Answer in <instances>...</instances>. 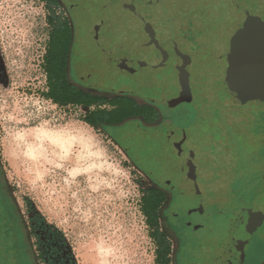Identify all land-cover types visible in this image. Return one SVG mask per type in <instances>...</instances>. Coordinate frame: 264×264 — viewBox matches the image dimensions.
I'll return each mask as SVG.
<instances>
[{"label": "rangeland", "instance_id": "rangeland-1", "mask_svg": "<svg viewBox=\"0 0 264 264\" xmlns=\"http://www.w3.org/2000/svg\"><path fill=\"white\" fill-rule=\"evenodd\" d=\"M66 1L81 24L79 75L104 94L161 103L167 118L159 126L128 121L95 130L82 121L88 108L55 104L46 96V4L0 0L1 177L28 227L29 257L38 255L30 220L40 215L56 230L48 245L58 249L55 264H156L142 197L164 187L177 193L172 209L166 202L159 213L170 264H178L181 242L185 264H236L245 248L247 262L256 264L250 237H261L263 216L246 188L253 185L247 172L260 177L261 167L246 156L256 154L253 132L264 138V107L261 96L243 100L228 83L229 36L249 19L256 31L264 28V0ZM55 9L66 18L63 4ZM250 55L259 69L262 35ZM186 93L191 101L179 103ZM45 126L68 134L70 149L63 159L49 152L36 163L21 136ZM241 130L248 136L237 137ZM81 131L89 140L79 139ZM155 147L159 168L152 165ZM2 240L0 264H29L20 244Z\"/></svg>", "mask_w": 264, "mask_h": 264}, {"label": "trees", "instance_id": "trees-1", "mask_svg": "<svg viewBox=\"0 0 264 264\" xmlns=\"http://www.w3.org/2000/svg\"><path fill=\"white\" fill-rule=\"evenodd\" d=\"M46 4L48 10V23L51 27L50 40L44 60V67L47 75L48 92L47 98L61 107L75 106L80 109L88 108L82 121L95 130L106 129L107 127L120 126L128 121H137L143 127L159 126L163 123L162 119L167 116L161 111L163 104L154 102L148 97L142 96L143 103L133 98L129 93H114L100 96L95 91H84L78 88L73 81L71 73L72 55L77 46V38L79 36V25L76 20L69 21L58 15L55 6L63 4L65 9L68 7L66 0H40ZM69 10V11H68ZM67 11L70 13V9ZM72 20V19H71ZM193 103V102H192ZM191 103V104H192ZM161 105V106H160ZM194 111L191 110V113ZM194 117L191 118L190 124L193 125ZM159 147L154 148V162L152 165L162 167L163 162L160 158ZM247 158H251L253 163L258 166L260 160L258 154H248ZM246 158V159H247ZM264 158V157H263ZM243 160V158H242ZM253 168V167H249ZM253 170V169H252ZM249 171L248 177L251 182L247 184L246 190L249 193V199L257 194L256 188L259 185V176L257 172ZM254 188V189H253ZM253 190V191H252ZM163 188L149 189L142 197V210L147 219V224L151 229V236L156 245V264H170V255L172 246L167 238L160 232L159 213L163 210V205L169 203V210L176 201V192ZM213 193L209 197L212 196ZM0 235L3 238L2 244L18 246L21 245L23 254L28 259L29 264H55L54 257L58 255L57 247L51 246V238L57 239L56 230L44 227L45 219L40 215H35L31 220V228L34 231L36 239L37 254L29 257L26 242L30 234L27 231L26 224L19 213L15 200L12 199L7 186L2 181L0 172ZM248 195V194H247ZM171 200H170V197ZM248 197V196H247ZM214 204V203H213ZM163 212V211H162ZM45 232V234L43 233ZM51 232V233H50ZM45 236V237H44ZM45 238V239H44ZM254 237H250L255 244L258 245ZM12 239L14 242H12ZM23 255V256H24ZM65 261V258L63 259ZM63 263V262H62Z\"/></svg>", "mask_w": 264, "mask_h": 264}, {"label": "snow or ice", "instance_id": "snow-or-ice-1", "mask_svg": "<svg viewBox=\"0 0 264 264\" xmlns=\"http://www.w3.org/2000/svg\"><path fill=\"white\" fill-rule=\"evenodd\" d=\"M236 7L239 8V4ZM256 25V20L249 19L246 25H238L236 31L229 36L231 70L228 73V83L243 100L264 94V64L257 69L250 55L257 39ZM220 59L223 60L224 57L221 56Z\"/></svg>", "mask_w": 264, "mask_h": 264}, {"label": "flooded vegetation", "instance_id": "flooded-vegetation-1", "mask_svg": "<svg viewBox=\"0 0 264 264\" xmlns=\"http://www.w3.org/2000/svg\"><path fill=\"white\" fill-rule=\"evenodd\" d=\"M67 10L70 9V13L66 10V18L69 20V21H73V20H76L78 22V25H79V36L77 38V46H76V49L73 53V57H72V60L73 62H71V66H73V63H74V66L72 67V70H71V73L73 75V81L77 84L78 88L84 90V91H95L96 94L100 95V96H103L105 95L103 92H105V90H102L100 88H93L91 85H89L88 82H86L82 76L79 75V72L82 71V68L79 66V63H81V58L78 57V48H79V45H80V42H81V24L80 22L78 21L72 7L70 5H68V7H66ZM72 19V20H71ZM92 80V79H91ZM90 80V81H91ZM92 81H95V80H92ZM91 81V82H92ZM109 93H117V92H111L109 91ZM110 94V95H111ZM261 97H258V103L260 105H263L264 107V94H261L260 95ZM257 97V96H256ZM138 100V99H137ZM140 103H143V101H140L138 100ZM264 109V108H263ZM261 118L264 119V110L261 111ZM243 115V114H242ZM240 116V114H239ZM245 116V115H243ZM258 129L259 131L262 130V125L261 123H259L258 125ZM243 134H246V136H248V133H245L243 132V130H241L238 134L237 137L243 135ZM251 138H253L254 140V143H255V148H254V151L256 152V154H258V157H259V160H260V167H261V174H260V177H259V186H258V190H257V210L261 213V215L263 216V222H262V225H261V237H259L258 239L256 238L255 240L257 241L258 245L256 244V247L254 248V255L252 256H256L255 259H256V264H260L262 262V259L264 257L263 255V244H264V240H263V232H264V138H260L257 136V134H255L253 132V136H250ZM245 143V141H244ZM253 145V144H252ZM0 172L2 174V166H1V160H0ZM3 175V174H2ZM254 239V238H253ZM241 240V239H240ZM251 240V239H250ZM253 240H251L252 242ZM181 245V250H180V253H179V257H178V264H185V261L183 259L182 256V252H184V250H186V244H182V242L180 243ZM241 247V246H240ZM243 251V250H242ZM244 252H245V255L243 257V260L241 262V258L240 257V262L239 263H236V264H249L247 262L248 260V255H247V251H246V248L244 249ZM251 255V254H250Z\"/></svg>", "mask_w": 264, "mask_h": 264}, {"label": "bare ground", "instance_id": "bare-ground-1", "mask_svg": "<svg viewBox=\"0 0 264 264\" xmlns=\"http://www.w3.org/2000/svg\"><path fill=\"white\" fill-rule=\"evenodd\" d=\"M75 134L77 135V133ZM23 135L24 136L23 138L21 136V139H23V142L26 145L25 154L36 163H40V162L43 163L47 161V157H48L47 155H49L48 154L49 152L52 154L54 153V155H56L57 157V160L63 159L67 155V152L70 149L71 139L68 134H66L65 132L54 133L52 130H49L46 126L42 128H38V129H33L31 131L26 132ZM73 135H74V132H73ZM79 135H80L79 139L81 141H83L84 139H88V137L85 136V133L83 134L82 131L80 132ZM11 151L12 150H10V153Z\"/></svg>", "mask_w": 264, "mask_h": 264}, {"label": "water", "instance_id": "water-1", "mask_svg": "<svg viewBox=\"0 0 264 264\" xmlns=\"http://www.w3.org/2000/svg\"><path fill=\"white\" fill-rule=\"evenodd\" d=\"M256 35H262L264 37V28L259 29L258 31H256ZM188 88V87H187ZM188 90V89H187ZM189 91V90H188ZM187 91V92H188ZM186 96L183 98V100H180L179 103L181 102H190L191 100L188 98V96H190V94L187 95V93L185 94ZM178 105V104H177Z\"/></svg>", "mask_w": 264, "mask_h": 264}, {"label": "crops", "instance_id": "crops-1", "mask_svg": "<svg viewBox=\"0 0 264 264\" xmlns=\"http://www.w3.org/2000/svg\"><path fill=\"white\" fill-rule=\"evenodd\" d=\"M193 102V101H192ZM186 102H183V104H185ZM178 105H180V104H178Z\"/></svg>", "mask_w": 264, "mask_h": 264}]
</instances>
